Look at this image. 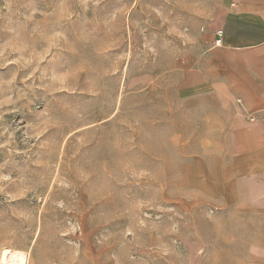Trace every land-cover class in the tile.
I'll use <instances>...</instances> for the list:
<instances>
[{
    "label": "rangeland",
    "instance_id": "obj_1",
    "mask_svg": "<svg viewBox=\"0 0 264 264\" xmlns=\"http://www.w3.org/2000/svg\"><path fill=\"white\" fill-rule=\"evenodd\" d=\"M223 5L0 0V259L229 264V209L182 175L227 161L194 72Z\"/></svg>",
    "mask_w": 264,
    "mask_h": 264
},
{
    "label": "crops",
    "instance_id": "obj_2",
    "mask_svg": "<svg viewBox=\"0 0 264 264\" xmlns=\"http://www.w3.org/2000/svg\"><path fill=\"white\" fill-rule=\"evenodd\" d=\"M218 9L206 29L215 44L194 72L208 91L197 105L225 115L228 154L222 166L216 157L222 171L211 161L210 175L201 169L198 178L229 209V264H264V0H229Z\"/></svg>",
    "mask_w": 264,
    "mask_h": 264
},
{
    "label": "bare ground",
    "instance_id": "obj_3",
    "mask_svg": "<svg viewBox=\"0 0 264 264\" xmlns=\"http://www.w3.org/2000/svg\"><path fill=\"white\" fill-rule=\"evenodd\" d=\"M211 161H212V170L216 171V173H217V170H219L217 168V161L218 160L216 159V157H214V155H212ZM189 167H191V168H189ZM200 170H201V167L199 165H196V164L193 165V166H188V167L187 166H183V168H182V171H183L182 175H184L183 178H185L186 182H188L190 184H194L195 186H198L200 188H205L204 184L201 181V179L198 178V175H200L202 173V172H200ZM0 264H29L28 253H25L23 251H19V255L15 256V258L0 259Z\"/></svg>",
    "mask_w": 264,
    "mask_h": 264
},
{
    "label": "built area",
    "instance_id": "obj_4",
    "mask_svg": "<svg viewBox=\"0 0 264 264\" xmlns=\"http://www.w3.org/2000/svg\"><path fill=\"white\" fill-rule=\"evenodd\" d=\"M220 43V40H218L217 42H216V44H219Z\"/></svg>",
    "mask_w": 264,
    "mask_h": 264
}]
</instances>
